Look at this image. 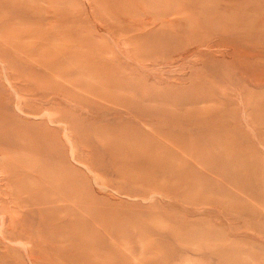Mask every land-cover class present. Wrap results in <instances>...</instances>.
Returning a JSON list of instances; mask_svg holds the SVG:
<instances>
[{
	"label": "rangeland",
	"instance_id": "rangeland-1",
	"mask_svg": "<svg viewBox=\"0 0 264 264\" xmlns=\"http://www.w3.org/2000/svg\"><path fill=\"white\" fill-rule=\"evenodd\" d=\"M0 264H264V0H0Z\"/></svg>",
	"mask_w": 264,
	"mask_h": 264
}]
</instances>
